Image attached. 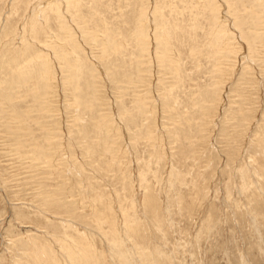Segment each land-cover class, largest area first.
Returning <instances> with one entry per match:
<instances>
[{"label": "rangeland", "instance_id": "obj_1", "mask_svg": "<svg viewBox=\"0 0 264 264\" xmlns=\"http://www.w3.org/2000/svg\"><path fill=\"white\" fill-rule=\"evenodd\" d=\"M0 264H264V0H0Z\"/></svg>", "mask_w": 264, "mask_h": 264}, {"label": "bare ground", "instance_id": "obj_2", "mask_svg": "<svg viewBox=\"0 0 264 264\" xmlns=\"http://www.w3.org/2000/svg\"><path fill=\"white\" fill-rule=\"evenodd\" d=\"M149 188V187H148ZM147 195V194H146ZM150 224V223H149ZM140 225V224H139ZM137 226V225H136ZM140 228V227H139ZM136 229V228H135ZM136 234V233H135ZM132 235V234H131Z\"/></svg>", "mask_w": 264, "mask_h": 264}]
</instances>
